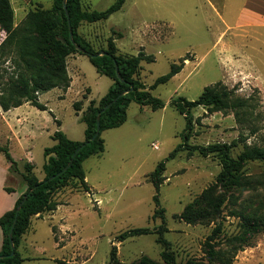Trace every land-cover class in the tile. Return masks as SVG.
<instances>
[{
  "label": "rangeland",
  "instance_id": "obj_1",
  "mask_svg": "<svg viewBox=\"0 0 264 264\" xmlns=\"http://www.w3.org/2000/svg\"><path fill=\"white\" fill-rule=\"evenodd\" d=\"M115 0H80L83 11H103ZM53 0H10L18 24L31 9L49 10ZM80 37L95 51L103 50L114 39L119 54L142 55L137 79L146 88L166 74L172 64L182 70L166 84L150 91L164 107L152 110L131 103L127 119L115 129L101 134L104 151L83 163L89 193L72 187L56 197L58 210L31 218L18 251L21 264H106L112 247L117 264H132L141 257L162 263L163 246L157 242V229L177 264L204 261L203 243L220 224L216 248L230 243L237 248L232 264H264V164H245L241 176L250 182L244 187L215 188L225 202L212 220L188 224L180 218L185 206L199 198L221 170L214 155L188 154V148L214 144L231 146L236 158L245 146L264 148V0H126L122 9L105 21L81 22ZM14 72V64L0 59V89ZM71 78L66 91L53 89L40 94L46 110L27 104L4 112L0 108V145L6 146L18 163V173L0 153V207L9 204L3 189L26 190L20 173L30 161L38 180L44 177V149L55 144L50 136L62 131L72 141L84 140L85 125L80 117L90 100L103 97L112 81L100 75L86 55L67 59ZM220 83L239 98L249 99V123L238 124L232 113L208 112L203 107L191 111L194 123L186 148L173 158L170 153L182 143L185 119L172 106L183 97L196 100L206 86ZM74 102H80L77 114ZM60 124V125H59ZM59 125V126H58ZM156 145L157 149L153 146ZM159 162L165 171L159 189V208L164 219L153 217L155 194L149 176ZM206 209L201 201L197 205ZM248 218L263 225L239 246L236 240ZM134 228H147L151 234L117 237ZM2 233L0 231V247Z\"/></svg>",
  "mask_w": 264,
  "mask_h": 264
},
{
  "label": "trees",
  "instance_id": "obj_2",
  "mask_svg": "<svg viewBox=\"0 0 264 264\" xmlns=\"http://www.w3.org/2000/svg\"><path fill=\"white\" fill-rule=\"evenodd\" d=\"M64 0H53L49 10L39 8L29 10L25 17L14 24V10L10 0H0V31L4 37L0 42V59L7 58L14 64V72L0 89V108L6 112L25 103L46 110V106L38 101V95L52 89L66 91L70 87L71 78L67 72V59L72 54L86 55L96 71L112 81L107 93L98 101L90 100L80 117L85 125L84 140L72 141L62 131H55L50 138L55 141L52 147L44 149L45 162L42 166L44 177L38 180L33 174L34 166L30 162L23 165L20 173L25 192L18 197L13 209L0 216V231L2 244L0 248V264H21L24 260L18 251L23 235L30 227L31 218L43 212L55 211L60 205L56 197L64 189L72 187L89 193V186L85 181L83 163L91 156H98L104 151V141L101 134L105 130L115 129L124 124L127 119V108L131 103L139 106H148L152 110L162 109L164 103L151 95L150 91L166 84L183 68V63L172 64L169 71L156 78L153 84L146 86L137 79V72L142 61V55L125 56L118 53L114 39L107 40L103 50L95 51L90 43L80 37L77 30L81 22L94 23L107 20L112 14L120 11L126 0H115L112 5L103 11H83L80 0H65L66 13L63 9ZM71 31V39L69 32ZM102 53L101 55H99ZM117 70V72H116ZM117 73L119 77L117 76ZM110 104L104 110L102 109ZM76 113L81 111L80 102H74ZM175 110L185 119V130L182 133V143L170 153L173 158L182 148H186L191 137L193 117L191 111L198 107L208 112L232 113L235 121L240 124L249 123L252 114V105L249 99L236 97L234 91L227 89L220 83L206 86L200 96L193 101L177 97L172 101ZM99 116V134L92 139L96 132L97 114ZM60 125V124H59ZM58 125V126H59ZM188 154L194 152L206 157L216 156L221 164V170L215 181L201 196L185 206L180 218L188 224L197 221L212 220L221 212L225 202L223 193L215 194V188L244 187L250 182L241 176L246 163L259 161L264 164V148L245 146L236 158L231 155V146L214 144L187 147ZM79 149L73 157L75 151ZM2 153L9 164L10 173H18V163L11 157L6 146L0 145ZM71 164L67 167V165ZM67 167V168H66ZM164 162H159L151 172L149 179L154 187L152 197L156 207L153 217L164 219L163 209L159 208V189L165 180ZM7 193L11 189L5 188ZM26 196L24 202L23 197ZM201 201L206 209L197 205ZM21 204L19 211L17 207ZM15 220V222H14ZM263 226L259 220L248 218L244 221L243 231L236 239L239 246H249L248 240ZM167 232L165 226H160L156 233L157 242L163 246L161 252L162 263L155 262L147 257H141L132 264H177L169 250V243L163 238ZM11 233L13 255L9 234ZM147 228H134L121 233L117 240L151 234ZM221 233V226L217 224L203 243L204 261L188 260L184 264H232L237 248L229 244L226 248H216L215 238ZM106 264H117L116 248L112 247L109 260Z\"/></svg>",
  "mask_w": 264,
  "mask_h": 264
},
{
  "label": "crops",
  "instance_id": "obj_3",
  "mask_svg": "<svg viewBox=\"0 0 264 264\" xmlns=\"http://www.w3.org/2000/svg\"><path fill=\"white\" fill-rule=\"evenodd\" d=\"M15 17V16H14ZM14 22H15V20H14ZM15 24V23H14ZM16 25V24H15ZM3 37H4V33L3 32H1L0 31V42L2 41V39H3ZM71 83V82H70ZM69 89V88H68ZM53 90V89H52ZM51 91V90H50ZM40 95H38V97H39ZM25 104H27V103H25ZM22 106V105H21ZM20 107V106H19ZM18 108V107H17ZM17 108H12V109H17ZM11 110V109H10ZM10 110H8V111H10ZM8 111H6V112H8ZM77 114V113H76ZM78 115V114H77ZM28 162H30V161H28ZM31 163V162H30ZM86 179V178H85ZM89 188H90V186H89ZM4 190V189H3ZM90 190H91V188H90ZM6 194H4L5 196H9V198H10V202H8L9 204H7V205H5L4 207H0V216L3 214V213H5L6 211H9V210H11V209H13V207H14V205H15V202H16V200L18 199V197L20 196L19 195V193H18V191L17 190H13L12 192H10V193H7L6 191H4ZM59 206H61V205H58V207H57V210H58V208H59ZM1 244H2V242H1ZM1 248V247H0Z\"/></svg>",
  "mask_w": 264,
  "mask_h": 264
},
{
  "label": "water",
  "instance_id": "obj_4",
  "mask_svg": "<svg viewBox=\"0 0 264 264\" xmlns=\"http://www.w3.org/2000/svg\"><path fill=\"white\" fill-rule=\"evenodd\" d=\"M63 9H64V11H65V13H66V3H65V0L63 1ZM69 34H70V39H71V31L69 32ZM101 54H102V53H100L99 55H101ZM116 72H117V70H116ZM117 76L119 77L118 73H117ZM109 106H110V104L106 105V106L102 109L101 112H103L104 110H106ZM101 112H99V113L97 114V120H96V132H95L94 136L92 137V139H95L96 136L99 134V116H100ZM78 151H79V149H77V150L75 151V153L73 154V157L76 155V153H77ZM70 164H71V162L67 165V167H68ZM67 167H66V168H67ZM25 198H26V196L23 197V201L21 202V204L24 202ZM21 204L17 207V209H16L17 212L19 211V209H20V207H21ZM14 222H15V220H14ZM9 239H10V242H11V241H12L11 233L9 234ZM11 248H12V252H11L10 256L13 255V250H14V247H13V245H12V242H11Z\"/></svg>",
  "mask_w": 264,
  "mask_h": 264
},
{
  "label": "built area",
  "instance_id": "obj_5",
  "mask_svg": "<svg viewBox=\"0 0 264 264\" xmlns=\"http://www.w3.org/2000/svg\"><path fill=\"white\" fill-rule=\"evenodd\" d=\"M153 147H154L155 149H157V146H156V145H154Z\"/></svg>",
  "mask_w": 264,
  "mask_h": 264
}]
</instances>
